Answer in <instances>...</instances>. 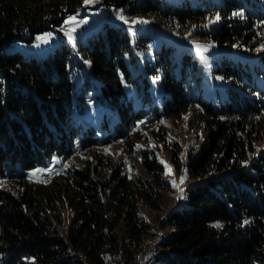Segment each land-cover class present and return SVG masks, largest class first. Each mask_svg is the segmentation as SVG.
<instances>
[{
    "label": "trees",
    "instance_id": "obj_1",
    "mask_svg": "<svg viewBox=\"0 0 264 264\" xmlns=\"http://www.w3.org/2000/svg\"><path fill=\"white\" fill-rule=\"evenodd\" d=\"M84 7L0 0V179L16 182L0 187V264H264V52L250 61L170 36L217 15L226 18L191 37L251 38L264 0H102L158 25L98 16L62 38L58 29ZM51 32L58 41L36 47ZM184 110L202 127L199 146L185 163L179 143L167 149L189 184L163 221L174 230L136 259L151 233L142 205L160 210L173 186L157 151L136 149L132 135L147 118ZM119 140L137 172L102 152L71 160ZM64 202L72 219L63 235Z\"/></svg>",
    "mask_w": 264,
    "mask_h": 264
},
{
    "label": "rangeland",
    "instance_id": "obj_2",
    "mask_svg": "<svg viewBox=\"0 0 264 264\" xmlns=\"http://www.w3.org/2000/svg\"><path fill=\"white\" fill-rule=\"evenodd\" d=\"M102 0H92L91 3L85 4L83 12L70 15L64 25L59 28V35L63 38L73 37L77 32L79 35L83 30L87 32L100 22L103 17L107 20H116L124 25H132L138 27H145L147 25H158V21L153 20L152 17L136 16L125 17L120 12L114 10H105L102 7ZM90 9L91 11H87ZM124 19H120V16ZM100 16V17H98ZM217 15H209L202 20H198L185 29H179L180 31L170 32V36L177 44H183L192 46L198 44L201 47H207L209 51H224L235 58L255 60L264 52V26L260 29H256L255 35L245 37L232 38L231 40L220 43L217 39H194L191 37V30L202 29L204 27L217 26L224 18ZM127 21V22H125ZM136 21V23H133ZM38 42L36 47H43L51 45L58 41V36L51 33L40 34L37 37ZM222 82V81H219ZM203 135L202 127L196 119L193 118L192 112L188 110L180 111L172 116L162 115L160 118L150 120L149 118L137 123L132 135V139L138 148H152L157 151L160 160L165 166L166 177L172 183V190L165 194V200L160 210H153L147 205H142V212L151 223V233L145 237L140 253L136 256L145 254L152 250L153 247L158 248V243L165 236V233L174 230L171 227L162 229L163 221L167 216L174 211L182 202L183 196L186 191V187L189 182L186 179L184 168L177 170L169 160L167 147L171 142H177L182 146V158L183 162H186V152L192 147L199 146V138ZM261 143L259 146H263ZM93 152H102L109 156L112 160L117 162H123L124 168L129 173H135L141 169V164L133 152L127 151L124 142L119 140L105 147H97L90 149L89 151L79 153L71 160L73 162H80L82 158L91 156ZM31 175V174H30ZM33 176L39 180V175L33 172ZM183 178V181L181 182ZM12 180H1L0 187L8 188L10 185L15 184ZM59 210L61 212V222L59 223V229L61 234L64 235L66 228L72 219V210L66 202L60 205Z\"/></svg>",
    "mask_w": 264,
    "mask_h": 264
},
{
    "label": "snow or ice",
    "instance_id": "obj_3",
    "mask_svg": "<svg viewBox=\"0 0 264 264\" xmlns=\"http://www.w3.org/2000/svg\"><path fill=\"white\" fill-rule=\"evenodd\" d=\"M84 2H85V4H88V3H91L92 2V0H84ZM233 15H242V13H233ZM120 19H124V17L121 15L120 16ZM216 19L217 20H219V16H217L216 17ZM125 22H127V21H125ZM133 23H136V21H133ZM72 37L70 36V39H71ZM198 48L200 47V46H197ZM207 47H210V46H204V50L206 51L207 50ZM262 47H264V45H262ZM202 60L204 59L203 57L201 58ZM183 181V178H182V180H181V182ZM215 227H220V225L219 224H217V225H215Z\"/></svg>",
    "mask_w": 264,
    "mask_h": 264
},
{
    "label": "built area",
    "instance_id": "obj_4",
    "mask_svg": "<svg viewBox=\"0 0 264 264\" xmlns=\"http://www.w3.org/2000/svg\"><path fill=\"white\" fill-rule=\"evenodd\" d=\"M149 253H152V251H150Z\"/></svg>",
    "mask_w": 264,
    "mask_h": 264
}]
</instances>
